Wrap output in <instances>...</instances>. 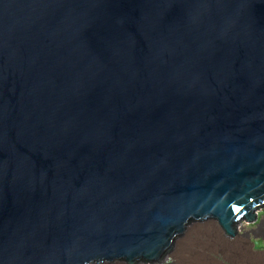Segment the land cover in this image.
Segmentation results:
<instances>
[{
	"label": "water",
	"instance_id": "water-1",
	"mask_svg": "<svg viewBox=\"0 0 264 264\" xmlns=\"http://www.w3.org/2000/svg\"><path fill=\"white\" fill-rule=\"evenodd\" d=\"M264 214V0H0V264H165Z\"/></svg>",
	"mask_w": 264,
	"mask_h": 264
},
{
	"label": "rangeland",
	"instance_id": "rangeland-1",
	"mask_svg": "<svg viewBox=\"0 0 264 264\" xmlns=\"http://www.w3.org/2000/svg\"><path fill=\"white\" fill-rule=\"evenodd\" d=\"M210 228L213 229L212 232L216 235V237H218V240L215 242L218 249L217 251L213 250V252L211 250L210 251L204 250L205 246L208 244L209 241L204 235L200 233H203L204 231H206V229H193L194 231H196V233L193 235L194 238L193 250L195 254H197L200 258H201L200 255L206 254L208 257L217 261L219 264H238L227 258L224 249L221 246L220 241L226 245L240 246L241 252L252 258H256L259 256L264 257V214L258 215L257 227L244 228L238 230L241 238L240 240L237 241L229 240L224 234H222L220 230V226L218 224L210 226ZM191 230L192 229H190L189 231ZM256 241H259L261 243L259 249L254 248V243ZM178 245L179 244H176L175 246L176 249ZM165 264H187V263L186 261L183 260L177 261L176 259H171Z\"/></svg>",
	"mask_w": 264,
	"mask_h": 264
},
{
	"label": "bare ground",
	"instance_id": "bare-ground-1",
	"mask_svg": "<svg viewBox=\"0 0 264 264\" xmlns=\"http://www.w3.org/2000/svg\"><path fill=\"white\" fill-rule=\"evenodd\" d=\"M258 220V216H257ZM213 229L209 227L206 228V231L203 233H200L204 235L208 239V244L205 246L206 251H217V245L215 242L218 240V237L212 232ZM196 233L193 229L188 232V236L184 239V241L181 242V244L178 245L177 249L175 248V259L177 261L183 260L186 261L187 264H219L217 261L213 260L212 258L208 257L206 254L200 255L201 258L195 254L193 250V235ZM241 236L239 234V231L237 230V240H240ZM221 243L222 248L224 249V252L227 256V258L233 262H236L238 264H264V257H256L252 258L246 254H243L241 252L240 246L235 245H226L224 243ZM261 243L259 241H256L254 243V248L259 249ZM176 246V244H175ZM210 259V260H208ZM202 261V262H201Z\"/></svg>",
	"mask_w": 264,
	"mask_h": 264
}]
</instances>
